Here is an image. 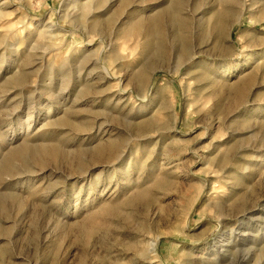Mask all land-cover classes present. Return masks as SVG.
<instances>
[{
    "label": "rangeland",
    "instance_id": "rangeland-1",
    "mask_svg": "<svg viewBox=\"0 0 264 264\" xmlns=\"http://www.w3.org/2000/svg\"><path fill=\"white\" fill-rule=\"evenodd\" d=\"M238 261L264 264V0H0V264Z\"/></svg>",
    "mask_w": 264,
    "mask_h": 264
},
{
    "label": "bare ground",
    "instance_id": "bare-ground-1",
    "mask_svg": "<svg viewBox=\"0 0 264 264\" xmlns=\"http://www.w3.org/2000/svg\"><path fill=\"white\" fill-rule=\"evenodd\" d=\"M102 54H103V51L100 53V56H102ZM151 246H152V248H154L155 247V244H152ZM242 262L243 261H240V262L238 261L237 264L242 263Z\"/></svg>",
    "mask_w": 264,
    "mask_h": 264
}]
</instances>
